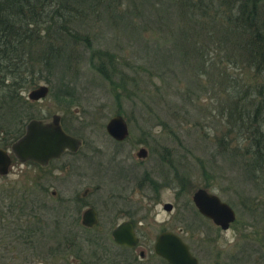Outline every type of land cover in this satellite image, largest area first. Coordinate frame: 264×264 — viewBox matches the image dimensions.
Wrapping results in <instances>:
<instances>
[{"label": "rangeland", "instance_id": "obj_1", "mask_svg": "<svg viewBox=\"0 0 264 264\" xmlns=\"http://www.w3.org/2000/svg\"><path fill=\"white\" fill-rule=\"evenodd\" d=\"M191 1L101 0L90 6L82 1L72 12L78 18V34L89 43L71 44L67 63L63 60L42 71L48 81L40 77L36 83L48 86L47 96L27 99L35 86L26 84L18 91L15 106L0 104L1 133L20 132L28 119L48 120L56 112L63 129L78 135L83 144L44 169L15 161L9 173L0 176V205L9 204L6 197L12 192L14 198L24 189L36 194L38 186L47 189L39 203L35 200L31 215L28 208L18 206L8 223L0 221V264H63L59 257L41 253L61 250V235L108 231L105 210L113 200L123 202L120 206L136 218L138 231L145 235L153 238L166 228L178 233L200 264L212 262L202 248L209 235L215 236L214 248L225 253L227 264H237L231 261L235 250H241L242 241L255 238L250 256L243 252L239 263L264 264V171L252 178L244 167L241 151L252 140V131L244 128L251 115L241 112L243 120L236 125L235 112L264 94V87L260 92L256 88L261 75L235 51L238 45L218 39L212 11L205 14L209 17L202 16L190 7ZM108 56L113 66L107 64ZM101 62L110 80L96 69ZM118 113L129 131L123 158L121 148L117 150L125 173L112 171L109 158L114 146L104 130L108 118ZM8 143L4 147L9 150ZM141 146L148 155L138 162L135 151ZM160 154L172 163L174 181L166 185L167 175L161 176L158 182L163 185L156 192L144 182V174L152 176ZM58 164L69 166L62 170ZM155 177L151 178L157 181ZM196 188L217 194L235 211L228 229H215L195 209L191 196ZM85 189L89 191L82 198ZM53 190L55 196H50ZM80 200L101 210L98 229L85 231L76 224ZM165 201L172 204L170 211L162 209ZM1 211L7 213L8 208H0V216Z\"/></svg>", "mask_w": 264, "mask_h": 264}, {"label": "trees", "instance_id": "obj_2", "mask_svg": "<svg viewBox=\"0 0 264 264\" xmlns=\"http://www.w3.org/2000/svg\"><path fill=\"white\" fill-rule=\"evenodd\" d=\"M82 1L90 6L92 2L99 3L101 0H0L1 106L8 102L15 106L22 86H37L40 77L47 82V78L41 75L42 71L50 70L63 60L67 63L71 44L89 43L84 34H78L75 28L78 18L72 12ZM190 7L205 17L210 15H205L208 10L212 11L210 20L218 25L214 28L216 33H220L218 39L226 42V45H238L235 51L243 55L245 61L253 66L252 70L261 75V86L256 87L260 92L264 87V0H193ZM106 58L107 64L113 66V58ZM103 65L104 62L99 63L96 69L102 77L110 80V73ZM257 102L245 107L244 111L243 108L235 111L236 125L243 120L241 112L251 115L247 118L252 128L246 125L244 131H252V140L246 143L241 156L246 159L244 167L249 168L248 173L252 178L264 171V94ZM2 129L0 127V132ZM16 134L18 132L3 131L0 146L7 145ZM28 193L29 190L24 189L14 198H11L13 192L6 197L9 204L0 205V208H8V212L1 211V222L8 223L7 217L12 214L13 208H30ZM5 214H8L6 218L3 217ZM21 215L25 214L21 211Z\"/></svg>", "mask_w": 264, "mask_h": 264}, {"label": "flooded vegetation", "instance_id": "obj_3", "mask_svg": "<svg viewBox=\"0 0 264 264\" xmlns=\"http://www.w3.org/2000/svg\"><path fill=\"white\" fill-rule=\"evenodd\" d=\"M30 119H32V118H30ZM24 124H25V122H24ZM24 130H25V126L23 127V130H21V132H18V134H16V137L12 141H10L8 145L10 146V144L12 142H14L15 139H18ZM16 133H17V131H16ZM128 133H129V131H128ZM1 136H2V133L0 132V137ZM110 138H111V135H110ZM79 139H80V137H79ZM125 139H126V136L122 140L121 139L115 140V139L111 138V142L113 143V146H114L113 150H111V153H112L111 157L109 158V160H110L109 162H111V164L113 165L112 171L119 170V171H123L125 173V171L123 169L124 164L121 163L122 159L120 160L117 158V156L120 155L117 152V150L119 148H121L120 153H122V158L124 157L123 155L126 154L124 152V150H126V148H125L126 143L124 142ZM0 140H1V138H0ZM80 144L81 145L78 148H81L83 145L81 139H80ZM141 147H143V146H141ZM141 147H138L137 150L135 151L136 157H137V151ZM0 148H3V147L1 146ZM143 149L145 150L144 147H143ZM6 150H8V149H6ZM77 150L75 152H77ZM75 152H69L67 150V151L63 152L60 155V157L48 160L47 164L44 166L38 165L37 162L36 163L32 162V161H26V162L28 164H32L36 167H39V169H42V168L44 169L47 166L49 167L52 163H55L57 160H60L64 154L69 153V155H72ZM169 153L170 152H167L166 155H168ZM147 155H148V153L146 152L145 156L137 158L138 162H140V160L142 158L144 159ZM161 155L162 154L159 155L160 157H157L156 159H154V162H155L154 168L156 169V171H154V170L152 171V176L155 175L156 176L155 178H157L158 180L155 181L154 178L152 179L151 174L150 175L146 174V172L144 174V176H145L144 182L147 183L148 186L152 187L153 190L156 189V192L158 191V188L162 187V185H163V182L162 183L158 182V181H161V176L167 175L166 177H164V179H165L164 183H166V185H168V184L170 185V183H172L174 181V176L172 174V171H173L172 163L169 162L168 158L166 159V155L163 154L162 155L163 157ZM15 161H17V159L12 158V163H14ZM26 162H24V163H26ZM12 163H10V166ZM24 163H19L17 161V164H24ZM76 165L78 167H80V165H78V164H76ZM121 165L123 167H121ZM10 166L8 168L9 169L8 173L10 171ZM68 166L58 164L57 167L62 169V170H64V169L66 170L68 168ZM77 166H76V168H77ZM115 166H116V168H115ZM167 166H169V172H168ZM57 167L54 169H58ZM70 168H71V166H70ZM49 173H51V175H50L51 181H54L55 179H57V178L52 176L51 171ZM5 174H3V175L0 174V176H4ZM175 180H176V178H175ZM170 186H172V185H170ZM38 187L40 189V192L38 194H36V192H33V190H30L28 193L30 200H31L30 208L28 207V210H30V212H31L30 215L34 211L33 208L31 209L34 202L37 201L39 203L38 197H40V194L43 196L44 193L47 192V189L44 186H38ZM87 191H89V190H87V189L83 190V192L80 194V197L84 198V196H86ZM206 191H208V190H206ZM55 192H56V190H53L52 192H50V196H55ZM209 192L213 193L211 191H209ZM213 194H215V193H213ZM216 196H217V194H216ZM76 197H77V195H76ZM217 197H219V196H217ZM165 202H163L162 204H165ZM78 203L81 204V207H80L81 209L78 208L79 222H77L76 224L79 227H81V229H84L85 231H91L92 228L98 229V223L100 222L99 216L102 213V212H100L101 210L98 207H96L95 205L94 206H92V204L87 205L86 203L82 202V200H80V202H78ZM166 203H169V202H166ZM121 204H123V202L113 200L112 202L109 203V207H107V210H105V215H106V217H108V219H106V223H108V225L111 224V228L108 231L103 230V231H99V232L96 231L93 233L90 232V233H87L85 236L84 235H82V236H73V235L72 236H62L61 235V239L64 240L62 242V249L61 250H59V251L53 250V252L45 250V251H43V253H41L42 255L41 254L40 255L46 256V257H52V255L57 256V257H59L60 260L62 259L63 264H170L169 262L166 261L165 258H163V256L159 255L158 253L156 254L154 252V250H155L154 249V242L157 238V234L160 233L161 231H167L168 228L159 230V232L156 233V235L153 238L149 237L147 234L145 235L144 232L138 231L137 226H136V220H135L136 218H133L132 216H130V214L120 206ZM91 207L94 209V213H95V217L97 218V222L95 224H93L92 226L87 227V226H84L82 223V213H83V211H86L87 209H90ZM45 208L46 207H43V209H45ZM171 208H173L172 204H171V207L168 211H170ZM26 209H27V207H26ZM163 210L166 211V209H163ZM30 217L32 218V216H30ZM202 217H204L206 220H209V222H211V220L209 218H206L203 215H202ZM115 220H118V221H115ZM124 221L130 223V225L132 226V229H133L134 237H137V240L133 246L126 245V244L121 245L120 243L116 242V240L111 235V232L114 230V228H116L117 225H119L120 223H122ZM231 224L232 223H230V225ZM213 225L215 226L214 227L215 229H221L220 225L218 226V225H215L214 223H213ZM228 227L226 229H228ZM27 229H28V231H30L31 235L34 234V231L32 230V226L30 228V225H29V227H27ZM226 229H221V230L224 231ZM168 231L172 232L171 230H168ZM176 234H178V233H176ZM31 235L27 236V238L28 239L31 238V241H33V238H32L33 236H31ZM245 236H249V234L245 235ZM180 237L183 240V237L182 236H180ZM203 238H202V240H203ZM254 239H253V237H251V239H249V241H246V240L242 241L243 244L241 245L242 246L241 250H237V251L235 250L234 255L231 256V261L233 263L240 264L239 262L241 260L242 254L244 255L243 252H247V254H249V256H250L251 252L248 250H249V247L251 246V243H253V245H255V242L252 241ZM108 243L112 245L111 249H110ZM214 243H215V236L212 237L211 235L205 237L204 241H202V244L204 245V247H202L203 251H205V254H207L208 256L211 255L210 258H211L212 262H210V264H227L226 259H225V257H226L225 253L222 252L221 250L220 251L215 250ZM257 243H258V241H257ZM253 245H252V248H253ZM83 246L86 247L85 250H82ZM187 246L189 247V245H187ZM137 247H138V250H137ZM88 249H90V251H92V252L89 253L90 251ZM87 251H89V252H87ZM188 251L192 255H194L190 249H188ZM88 253L91 255L89 260L87 258H85V256ZM29 254H31L30 256H33V255H35V252L30 251ZM194 256L196 257L197 264H200V258L197 257L196 255H194ZM67 259H71V260L68 261ZM231 261H228V262H231ZM228 264H231V263H228Z\"/></svg>", "mask_w": 264, "mask_h": 264}, {"label": "water", "instance_id": "obj_4", "mask_svg": "<svg viewBox=\"0 0 264 264\" xmlns=\"http://www.w3.org/2000/svg\"><path fill=\"white\" fill-rule=\"evenodd\" d=\"M48 86L39 84L28 91L29 100L37 101L47 96ZM60 115L53 113L48 120L29 119L25 124V130L6 148H0V174L8 173L12 158L19 163L26 161L37 162L44 166L48 160L60 157L65 152H75L80 144L79 136H74L65 132L60 124ZM127 123L120 114L108 118L105 132L115 140H122L128 135ZM143 147L137 151V157L145 156ZM12 157V158H11ZM191 201L195 209L206 218H209L215 225H220L221 229H226L235 219V211L230 205L221 201L216 194L210 193L202 188H196L191 196ZM163 209L167 211L171 204H163ZM97 222L94 209L91 207L82 213V223L90 227ZM112 237L121 245L133 246L137 240L134 237L132 226L129 222H122L111 232ZM154 252L166 259L170 264H197L196 257L192 255L189 247L183 242L179 234L170 231H161L157 234L154 242Z\"/></svg>", "mask_w": 264, "mask_h": 264}]
</instances>
